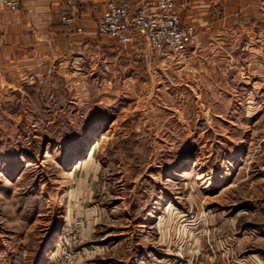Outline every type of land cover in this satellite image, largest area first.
Segmentation results:
<instances>
[{"label": "rangeland", "instance_id": "rangeland-1", "mask_svg": "<svg viewBox=\"0 0 264 264\" xmlns=\"http://www.w3.org/2000/svg\"><path fill=\"white\" fill-rule=\"evenodd\" d=\"M210 36L0 57V264H264V31Z\"/></svg>", "mask_w": 264, "mask_h": 264}, {"label": "crops", "instance_id": "crops-1", "mask_svg": "<svg viewBox=\"0 0 264 264\" xmlns=\"http://www.w3.org/2000/svg\"><path fill=\"white\" fill-rule=\"evenodd\" d=\"M108 0H22L17 10H10L0 0V57L3 60L28 58L37 47L47 46L56 39L77 45L109 36L97 33V22ZM131 6L142 0H116ZM182 20L195 26L197 39L203 35H226L232 43L240 34L249 38L264 31V19L257 10L258 0H174ZM62 16L73 17L66 24ZM215 37V36H214ZM216 41V48H223ZM219 52V51H218Z\"/></svg>", "mask_w": 264, "mask_h": 264}, {"label": "built area", "instance_id": "built-area-1", "mask_svg": "<svg viewBox=\"0 0 264 264\" xmlns=\"http://www.w3.org/2000/svg\"><path fill=\"white\" fill-rule=\"evenodd\" d=\"M10 10H17L22 0H2ZM257 10L264 19V0H258ZM66 24L74 18L62 16ZM97 33L122 45L146 51L164 58L184 54L196 37V28L182 20L174 0H142L134 7L125 1L108 0L97 22ZM139 55V54H138Z\"/></svg>", "mask_w": 264, "mask_h": 264}, {"label": "bare ground", "instance_id": "bare-ground-1", "mask_svg": "<svg viewBox=\"0 0 264 264\" xmlns=\"http://www.w3.org/2000/svg\"><path fill=\"white\" fill-rule=\"evenodd\" d=\"M80 164H82V163H80Z\"/></svg>", "mask_w": 264, "mask_h": 264}]
</instances>
